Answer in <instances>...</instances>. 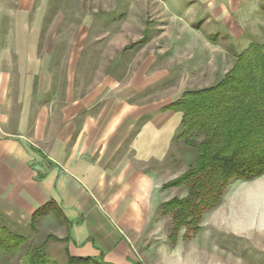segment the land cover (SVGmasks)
<instances>
[{
	"label": "crops",
	"instance_id": "1",
	"mask_svg": "<svg viewBox=\"0 0 264 264\" xmlns=\"http://www.w3.org/2000/svg\"><path fill=\"white\" fill-rule=\"evenodd\" d=\"M199 1L234 37L259 23L255 0ZM2 18L0 219L28 230L33 213L43 208L34 236L41 231L56 238L65 261L191 264L182 256L177 261L176 246L165 244L159 224L160 207L170 196L158 190L190 164L177 170L186 163L175 140L181 113L162 110L176 99L148 111L124 97L109 99L93 114L87 111L91 101L49 99L48 70L37 57L34 33L15 14L12 22ZM242 42L238 52L251 43Z\"/></svg>",
	"mask_w": 264,
	"mask_h": 264
},
{
	"label": "rangeland",
	"instance_id": "2",
	"mask_svg": "<svg viewBox=\"0 0 264 264\" xmlns=\"http://www.w3.org/2000/svg\"><path fill=\"white\" fill-rule=\"evenodd\" d=\"M255 2L259 23L240 38L204 13L199 0H0V16L12 22L15 14L18 23L28 25V34L34 33L43 63L37 69L41 64L48 70L49 99L91 101L87 111L93 114L107 100L124 97L148 111L187 90L216 84L244 46L242 39L264 42V0ZM183 148L186 163L177 170H185L193 158ZM158 193L171 199L186 190ZM160 220L161 233L168 236L171 217L163 204ZM1 222L25 236L24 248L42 246L51 261L65 263L61 245L41 231L34 236L30 225L19 231ZM185 232L183 227L174 240L165 238L166 245L176 246L179 263L182 256L191 264H264V174L232 181L221 203L204 213L200 229L189 238ZM12 262L20 264L18 258Z\"/></svg>",
	"mask_w": 264,
	"mask_h": 264
},
{
	"label": "trees",
	"instance_id": "3",
	"mask_svg": "<svg viewBox=\"0 0 264 264\" xmlns=\"http://www.w3.org/2000/svg\"><path fill=\"white\" fill-rule=\"evenodd\" d=\"M181 113L175 136L178 146L193 153L188 168L162 189L181 187L183 197L163 203L170 214L168 236L181 228L185 238L200 229L204 213L219 205L229 184L264 174V42H251L235 54L231 68L214 85L187 90L162 107ZM43 208L30 221L35 230ZM52 239H56L52 237ZM25 237L11 231L0 219V264H58L42 246L24 248ZM64 264H107L91 257L68 256Z\"/></svg>",
	"mask_w": 264,
	"mask_h": 264
}]
</instances>
